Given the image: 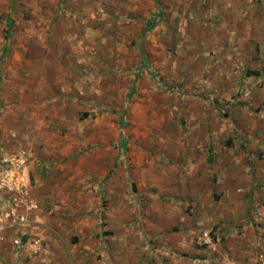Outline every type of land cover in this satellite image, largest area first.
<instances>
[{
  "label": "rangeland",
  "instance_id": "374dc122",
  "mask_svg": "<svg viewBox=\"0 0 264 264\" xmlns=\"http://www.w3.org/2000/svg\"><path fill=\"white\" fill-rule=\"evenodd\" d=\"M223 6L0 0V156L28 178L0 190V264H167L168 237L219 228L264 160L263 53L240 69Z\"/></svg>",
  "mask_w": 264,
  "mask_h": 264
},
{
  "label": "crops",
  "instance_id": "0c3cea01",
  "mask_svg": "<svg viewBox=\"0 0 264 264\" xmlns=\"http://www.w3.org/2000/svg\"><path fill=\"white\" fill-rule=\"evenodd\" d=\"M221 1L224 8L226 5H233V11H237L239 18L236 19L234 13L232 24L236 28L235 38L238 36L239 40L237 58L241 61L240 69L244 63L247 66V61L251 59L249 53L254 55L256 42L260 43V53H263L264 58V0L259 3L260 7L257 0ZM148 16L145 23L150 19V15ZM252 16H256L258 20H254ZM253 22L256 27H252ZM245 41L247 54L244 52ZM236 168L231 187L233 192L229 195L234 203L226 208L227 211L218 215L221 216V239L202 244L197 239L200 232L185 241L179 236L168 237V249L157 250L155 255H160L158 257L165 259L167 264H253L255 252L264 247V160L255 161L254 172L244 164H239ZM252 173L256 183L251 180Z\"/></svg>",
  "mask_w": 264,
  "mask_h": 264
},
{
  "label": "built area",
  "instance_id": "2783aa9c",
  "mask_svg": "<svg viewBox=\"0 0 264 264\" xmlns=\"http://www.w3.org/2000/svg\"><path fill=\"white\" fill-rule=\"evenodd\" d=\"M25 159L24 155L18 153L0 156V190L2 188L15 191L27 186L28 178L21 172L23 168L21 166L24 165ZM17 171L21 172L19 176H17ZM9 202L10 199L0 196V222L10 221L16 216V211ZM221 236L222 231L218 228L214 230L213 234H210L209 231L201 232L197 239L199 243L203 244L213 239L219 241ZM253 264H264V247L255 252Z\"/></svg>",
  "mask_w": 264,
  "mask_h": 264
},
{
  "label": "trees",
  "instance_id": "16d2710c",
  "mask_svg": "<svg viewBox=\"0 0 264 264\" xmlns=\"http://www.w3.org/2000/svg\"><path fill=\"white\" fill-rule=\"evenodd\" d=\"M153 23L152 22H150V20H147V22L145 23V29H144V33H146V32H148L152 27H153V25H152Z\"/></svg>",
  "mask_w": 264,
  "mask_h": 264
}]
</instances>
